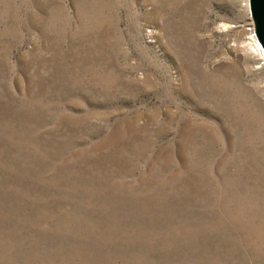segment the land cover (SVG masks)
<instances>
[{"label":"rangeland","instance_id":"obj_1","mask_svg":"<svg viewBox=\"0 0 264 264\" xmlns=\"http://www.w3.org/2000/svg\"><path fill=\"white\" fill-rule=\"evenodd\" d=\"M246 0H0V264H264V62Z\"/></svg>","mask_w":264,"mask_h":264},{"label":"bare ground","instance_id":"obj_2","mask_svg":"<svg viewBox=\"0 0 264 264\" xmlns=\"http://www.w3.org/2000/svg\"><path fill=\"white\" fill-rule=\"evenodd\" d=\"M246 1H248L249 15L254 26L253 35L252 32L249 35V41H250L249 48L253 51V53L258 57L260 61L264 62V48L261 43V40L259 39L258 34L256 33L257 30H259L262 27L261 26L262 23L258 19L257 15H255V13H253L251 9L252 0H246Z\"/></svg>","mask_w":264,"mask_h":264},{"label":"water","instance_id":"obj_3","mask_svg":"<svg viewBox=\"0 0 264 264\" xmlns=\"http://www.w3.org/2000/svg\"><path fill=\"white\" fill-rule=\"evenodd\" d=\"M251 9L260 20L261 28L257 30V34L264 48V0H252Z\"/></svg>","mask_w":264,"mask_h":264}]
</instances>
